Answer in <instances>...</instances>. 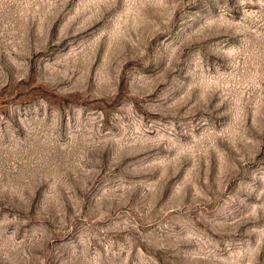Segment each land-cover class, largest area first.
<instances>
[{
    "label": "rangeland",
    "instance_id": "rangeland-1",
    "mask_svg": "<svg viewBox=\"0 0 264 264\" xmlns=\"http://www.w3.org/2000/svg\"><path fill=\"white\" fill-rule=\"evenodd\" d=\"M0 264H264V0H0Z\"/></svg>",
    "mask_w": 264,
    "mask_h": 264
}]
</instances>
